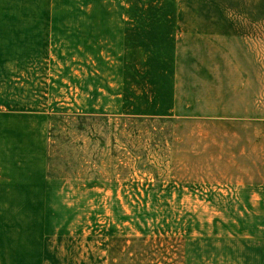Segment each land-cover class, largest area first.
I'll list each match as a JSON object with an SVG mask.
<instances>
[{
  "label": "rangeland",
  "instance_id": "1",
  "mask_svg": "<svg viewBox=\"0 0 264 264\" xmlns=\"http://www.w3.org/2000/svg\"><path fill=\"white\" fill-rule=\"evenodd\" d=\"M0 14L30 33L11 92L48 117L51 179L33 243H0V264H264V0Z\"/></svg>",
  "mask_w": 264,
  "mask_h": 264
},
{
  "label": "crops",
  "instance_id": "2",
  "mask_svg": "<svg viewBox=\"0 0 264 264\" xmlns=\"http://www.w3.org/2000/svg\"><path fill=\"white\" fill-rule=\"evenodd\" d=\"M16 29L15 17L0 14V243L32 244L35 216L29 211L46 201L51 181L46 175L48 117L27 110L25 98L12 97L13 56L27 57L30 49L15 51V38L30 40V33L24 37Z\"/></svg>",
  "mask_w": 264,
  "mask_h": 264
}]
</instances>
